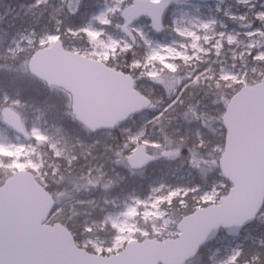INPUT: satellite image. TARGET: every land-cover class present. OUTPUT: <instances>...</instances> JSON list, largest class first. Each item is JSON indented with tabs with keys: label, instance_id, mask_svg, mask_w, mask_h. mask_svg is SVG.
<instances>
[{
	"label": "rangeland",
	"instance_id": "obj_1",
	"mask_svg": "<svg viewBox=\"0 0 264 264\" xmlns=\"http://www.w3.org/2000/svg\"><path fill=\"white\" fill-rule=\"evenodd\" d=\"M132 1L35 0L24 11L41 5L44 9H52V17L56 20L77 17V9L79 16L87 13L80 29L66 30L63 35L65 40L74 44L65 45L66 49L108 66L121 64L126 73L138 80L147 78L145 96L150 100H154L151 85H156L166 98L172 96L175 101L182 91L181 81L192 79V75L201 77L202 81L208 82L210 89L219 92L214 91L211 102L195 104L185 111L188 125L197 128L191 137L201 139L202 132L212 136L210 150L199 154L192 150L184 154V144L179 141L170 148L160 149L158 144L143 139L141 129L126 131L124 143L113 149L114 158L109 167L116 166L122 172L132 170L125 158L140 146H146L149 152H153L154 159L161 153L159 156L166 162L176 163V169L159 174L149 186L145 198L131 193L121 199H108L105 174L94 163L79 182L70 178L48 177L51 182L48 184L46 177L49 173L53 175L55 165L52 162L53 166H46V152H50L52 158H61L69 164L72 152L70 146L66 148L67 140L58 137V131L43 120L39 110L6 96L0 98V110L9 107L15 111L29 137L12 134L0 118V182L16 171L30 172L43 188L51 187L49 190L58 202L64 198L75 199L87 206L92 205V195L99 188L103 195L99 204L104 212L101 220L92 221L80 231L74 228L77 246L99 256L116 254L131 240L175 238L178 234L176 226L185 216L181 214L184 205L181 199L187 194H192L191 200L197 207L216 204L227 195L230 185L223 182L219 173L216 175L220 178L213 179L219 170L218 159L223 151L222 107L225 108L232 94L246 86L243 85L245 81L257 80L264 69V40H259L264 30V0H221L208 5H200L193 0H171L163 17L161 33H155L149 21L140 18L128 28L129 37L121 31L124 24L121 12ZM86 9H91L90 13ZM52 38H58V35L44 31L35 40L26 32L8 36L0 28V53L5 55L0 54V74H28L27 61L31 54L50 46L54 41ZM139 52L143 53L142 57L131 60L132 54ZM127 54L131 55L130 58ZM196 81L193 78L188 84ZM49 94L70 108V97L66 93L51 88ZM155 100L160 101L159 98ZM185 133L189 135L187 130ZM90 150L94 152L92 147L84 146L81 154L89 161H95ZM178 170L180 174L176 175ZM207 173L212 180L200 189L199 184L194 183V177L197 174L203 177ZM93 229H108L113 235L109 239L103 237L99 243L97 237L86 235ZM220 240L216 241L219 245ZM218 251L222 256H217L218 252L212 253L210 264H232L240 253L239 243L220 245Z\"/></svg>",
	"mask_w": 264,
	"mask_h": 264
},
{
	"label": "water",
	"instance_id": "obj_2",
	"mask_svg": "<svg viewBox=\"0 0 264 264\" xmlns=\"http://www.w3.org/2000/svg\"><path fill=\"white\" fill-rule=\"evenodd\" d=\"M194 1L206 4L220 0ZM170 4L171 0H133L121 13L122 31L129 35L127 27L146 17L159 33ZM27 70L48 87L67 93L72 116L90 132L111 130L151 105L150 99L134 88L129 74L65 50L58 38L30 56ZM0 117L12 133L28 137L17 113L4 107ZM221 122L225 135L218 168L231 188L217 204L181 218L176 238L131 240L110 256L88 253L75 245L61 224L47 223L53 198L33 174L16 171L0 186V264H185L220 229L236 237L264 204V73L258 83L231 96ZM150 159L141 146L126 160L138 168Z\"/></svg>",
	"mask_w": 264,
	"mask_h": 264
},
{
	"label": "trees",
	"instance_id": "obj_3",
	"mask_svg": "<svg viewBox=\"0 0 264 264\" xmlns=\"http://www.w3.org/2000/svg\"><path fill=\"white\" fill-rule=\"evenodd\" d=\"M34 2L35 0H0V28L4 30L8 36H12L18 32H26L35 40L42 32L49 31L58 35L64 47L65 45H74L72 42L65 40L63 35L66 30L80 29L84 24L87 13H84L85 16L81 13L82 15L79 16L77 9V17H68L67 19L60 17L56 20V18L54 19L52 17V9H44L41 5H37L30 11H24L25 7ZM86 11L90 13L91 9H86ZM259 40L260 42L264 40V30ZM0 54L5 56L4 52ZM142 54V52L132 54L131 60L142 57ZM127 56L130 58L129 56L131 55L127 54ZM127 60L128 59H126V61ZM113 66L116 70L127 72L126 69L121 67V64H110V67L113 68ZM263 71L264 69L260 72L259 78L263 74ZM13 75L14 74H0V98L6 96L10 99H15L21 103L27 104L30 108L39 110L42 113L43 120H45L50 127H53L59 132H57L58 137H61L63 141H65V139L67 140L66 148L68 146L71 148L70 150L72 153L70 160L71 158L72 160L69 164L66 160L61 158H52L51 153L46 152V166H53V163L56 166H54L53 175L49 173L46 177L48 184L51 183L47 179L48 177L58 178L59 180L70 178L74 182H79L85 177L86 171L90 165L94 163L100 168L101 172L105 174L104 182L107 185V191L105 190V193L108 199H121L131 193L145 198L148 194L149 186L159 177V174L171 169L174 170L177 165L175 162H166L163 157L159 156L161 155V153H159L157 159H153L139 169L122 172L119 171L116 166H114V168L109 167L111 166L109 163L114 158L112 151L114 148L124 143L126 131L141 129L143 139L158 144L160 149L170 148L178 141L182 142L184 144V154L192 150L197 154L203 153L206 150H210L212 146L213 139L209 134L202 132L201 139H194V137H191L193 136V131L197 128L188 125L189 122L187 121L185 112L187 108H193L195 104L209 103L214 98V91L216 90L210 89L207 85L208 82L205 83V81H202L201 77L198 78L192 75V79L182 80V91L179 97H176L177 99L175 101H173L172 96L166 98L158 86L151 85L154 88V100H151V107L146 113L142 114V118L141 115L132 116L123 123L118 124L111 131H97L91 133L75 121L70 113L69 107L62 105V100L49 94L50 87H47L44 83L31 77L27 73ZM181 76L182 75H180V78ZM133 78L135 88L145 95L146 90H148L147 78L145 80H138L136 77ZM193 78L197 81L189 85L188 83L193 80ZM259 78L254 81H258ZM254 81H245L246 84L243 85H251ZM228 90L226 92L229 93ZM209 91H212L213 94ZM156 97L160 99L159 102L155 100L157 99ZM223 109L222 107V111ZM179 122L187 124L188 128L185 124H180ZM185 130L188 131L189 135L185 133ZM84 146L93 148L94 152L90 151L95 161H89L88 158L81 154L82 147ZM83 151H85V149ZM155 151L156 149H154V152ZM128 152L127 150L126 153ZM150 153L154 155L153 152ZM217 173H219V171L215 173L213 179L220 178L216 175ZM179 174L178 170L176 175ZM6 177L2 179L0 185ZM194 180V183H198L200 189H203L212 178H210L208 173L207 175L204 174L203 177L201 174H197ZM223 182L225 184L227 183L225 180H223ZM50 188L51 187L45 186V189L53 196L52 192L49 190ZM101 193L102 191L99 188L96 189L92 195V205L90 206L78 202L75 199L66 200V198H64L59 200V202L55 200V207L49 217L50 223H61L71 232L75 241H78L77 233L74 231V228H78L80 231L85 225L90 224L92 221L99 222L102 214H104L99 208L103 196ZM198 193L199 192H197V194ZM191 197L192 194H187L181 199V201L184 202L181 210L182 215L191 213L198 206L193 203ZM174 206H176V204H174ZM86 235L97 237L98 242L101 243L103 237L109 239L113 235V232L108 229H93V231ZM218 239H221V246L233 245L235 243L231 242L230 239L225 236L224 231L219 232ZM236 242L240 245V253L236 261L232 264H264V205L256 216L255 221L242 231ZM103 245H105V243ZM220 245L214 240L205 244L201 247L196 257L187 264H210L212 252L218 249ZM217 256H222L221 252Z\"/></svg>",
	"mask_w": 264,
	"mask_h": 264
},
{
	"label": "snow or ice",
	"instance_id": "obj_4",
	"mask_svg": "<svg viewBox=\"0 0 264 264\" xmlns=\"http://www.w3.org/2000/svg\"><path fill=\"white\" fill-rule=\"evenodd\" d=\"M53 40H55L56 38H52ZM207 199V198H206Z\"/></svg>",
	"mask_w": 264,
	"mask_h": 264
}]
</instances>
